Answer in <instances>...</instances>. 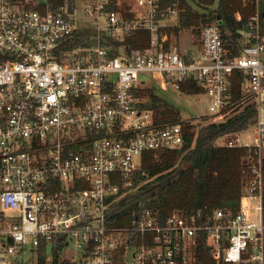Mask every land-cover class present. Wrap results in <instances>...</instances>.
<instances>
[{"label":"built area","instance_id":"built-area-1","mask_svg":"<svg viewBox=\"0 0 264 264\" xmlns=\"http://www.w3.org/2000/svg\"><path fill=\"white\" fill-rule=\"evenodd\" d=\"M52 1L0 0V264H21L25 251L36 264H197L202 238L223 264H264V0H252L235 42L217 17L185 50L163 28L176 2ZM84 26L88 43L66 46ZM137 29L150 30L148 45L112 52L107 39ZM236 70L258 107L253 139L223 142L253 150L238 210L175 208L161 219L144 206L118 222L142 152L185 139L181 121L140 107L139 89L196 83L210 113L225 115Z\"/></svg>","mask_w":264,"mask_h":264},{"label":"trees","instance_id":"trees-1","mask_svg":"<svg viewBox=\"0 0 264 264\" xmlns=\"http://www.w3.org/2000/svg\"><path fill=\"white\" fill-rule=\"evenodd\" d=\"M63 1L53 0L52 5L56 6ZM162 2H176L180 7L176 21L163 25L171 34V38L178 35L183 27L192 26L201 31L205 24L220 15L223 24L232 32L234 42L241 34L239 29L244 27L248 15L255 7L252 0H194L201 8L196 7L190 0ZM110 7H116V3L111 2ZM237 12L242 15L240 19L237 18ZM89 31V26L78 28L66 46L88 43ZM106 42L112 46L113 53H116L123 43L131 47H143L150 42V30L137 29L126 34L122 40L107 39ZM242 79L243 73L239 70L234 71L232 97L238 102L230 105L234 106V111L224 119L205 122L198 129L194 122L181 118L179 106L156 91V88L164 90L158 83L152 81L150 86L139 89L140 94L149 95L140 102V107L153 108L159 120L181 121L185 139L179 148L151 149L142 152L135 171L134 183L123 193L115 208L114 213L118 222L128 221L133 210L138 211L144 206L157 209L161 219H165L175 208L222 207L231 214L238 210L240 197L250 173L248 156L253 150L248 146L218 143L217 140L241 132L257 121L256 101L242 98ZM189 83L185 81L182 89L191 90L190 87L196 91L200 89L196 83ZM43 253L41 250L40 256ZM197 264H223L212 256L204 238L198 244Z\"/></svg>","mask_w":264,"mask_h":264},{"label":"rangeland","instance_id":"rangeland-1","mask_svg":"<svg viewBox=\"0 0 264 264\" xmlns=\"http://www.w3.org/2000/svg\"><path fill=\"white\" fill-rule=\"evenodd\" d=\"M134 0H120V5L124 8L129 4H132ZM196 7H199L194 0H190ZM201 8V7H199ZM79 12L85 17L86 14L83 13V7L80 5ZM177 17H172L165 19L164 23H173L175 22ZM165 27V26H164ZM163 27V28H164ZM200 32L196 29H194L192 26L183 27L180 29L177 36H174L177 38V40L180 42V45L183 50L187 49L190 46H195L200 37ZM152 83L147 82L144 86H150ZM163 88V87H162ZM164 90H161L159 88H156V91L163 95L165 98H168L170 101L175 103L177 106L180 107L181 110V118L184 120H190L195 123V127L198 129L202 124L205 122H208L210 120H221L224 119L227 115L231 114L234 109V106H228L225 108L226 114L221 115L220 113L212 114L210 113L209 107H208V100L204 96L202 92L199 90L196 91L195 89L191 88V90H179L174 88L173 86H170L168 88H163ZM143 97L146 99L148 98V94H142ZM262 95L264 98V88L262 89ZM242 98L252 100L254 97L253 95H245L242 94ZM242 99V100H243ZM247 101V100H246ZM236 102V101H235ZM236 102L235 104H237ZM231 107V108H230ZM262 111H264V99L262 101ZM155 113V111H154ZM242 136L245 138L253 139L255 134V124L251 125L249 128L241 131ZM230 135L223 136L217 140L218 143H223L224 140L229 137ZM70 251L73 252L74 248L73 246H70ZM20 263L21 264H36V259L30 258V252L25 251L20 254ZM39 264H43L42 262H39Z\"/></svg>","mask_w":264,"mask_h":264},{"label":"crops","instance_id":"crops-1","mask_svg":"<svg viewBox=\"0 0 264 264\" xmlns=\"http://www.w3.org/2000/svg\"><path fill=\"white\" fill-rule=\"evenodd\" d=\"M119 2H120V0H119ZM134 2V1H133ZM133 4V3H132ZM163 25H164V23H163ZM165 29V28H164ZM167 32H168V30L167 29H165ZM173 34V33H172ZM171 35V34H170ZM174 36L175 35H173V38H174ZM177 36V35H176ZM194 46V45H193Z\"/></svg>","mask_w":264,"mask_h":264},{"label":"water","instance_id":"water-1","mask_svg":"<svg viewBox=\"0 0 264 264\" xmlns=\"http://www.w3.org/2000/svg\"><path fill=\"white\" fill-rule=\"evenodd\" d=\"M218 19H219V20H222V18H221V16H220V15H218Z\"/></svg>","mask_w":264,"mask_h":264}]
</instances>
